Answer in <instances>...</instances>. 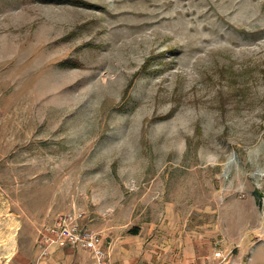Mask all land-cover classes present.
<instances>
[{"label": "rangeland", "instance_id": "rangeland-1", "mask_svg": "<svg viewBox=\"0 0 264 264\" xmlns=\"http://www.w3.org/2000/svg\"><path fill=\"white\" fill-rule=\"evenodd\" d=\"M73 210L120 264H264V0H0V264Z\"/></svg>", "mask_w": 264, "mask_h": 264}, {"label": "built area", "instance_id": "built-area-1", "mask_svg": "<svg viewBox=\"0 0 264 264\" xmlns=\"http://www.w3.org/2000/svg\"><path fill=\"white\" fill-rule=\"evenodd\" d=\"M36 244L41 249V257H46L54 247L72 248L91 252L97 264H119L111 257V242L89 228L84 223L83 213L74 210L43 225L37 233ZM214 257L217 262L209 264H222L226 259L221 250L215 252Z\"/></svg>", "mask_w": 264, "mask_h": 264}, {"label": "crops", "instance_id": "crops-1", "mask_svg": "<svg viewBox=\"0 0 264 264\" xmlns=\"http://www.w3.org/2000/svg\"><path fill=\"white\" fill-rule=\"evenodd\" d=\"M16 252L22 253L19 256V264H97L91 252L72 248L54 247L49 250L46 257H41V249L35 243L27 246L19 245Z\"/></svg>", "mask_w": 264, "mask_h": 264}]
</instances>
